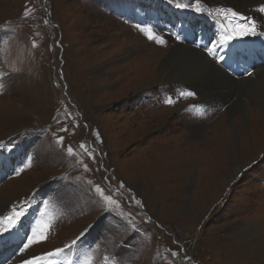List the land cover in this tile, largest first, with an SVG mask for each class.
I'll use <instances>...</instances> for the list:
<instances>
[{"label": "rangeland", "instance_id": "1", "mask_svg": "<svg viewBox=\"0 0 264 264\" xmlns=\"http://www.w3.org/2000/svg\"><path fill=\"white\" fill-rule=\"evenodd\" d=\"M142 1L0 0V144L28 156L0 186V217L30 197L32 228L51 223L26 260L68 251L75 240L91 246L86 264H264L263 123L256 120L263 131L254 134L245 105L243 114L221 116V100L205 107L162 68L179 42L193 48L175 38L182 25L192 38L209 33L218 42L221 24L255 17L227 0ZM176 10H189V21ZM156 11L153 30L164 44L149 41L133 18ZM118 40L140 47L117 50Z\"/></svg>", "mask_w": 264, "mask_h": 264}, {"label": "bare ground", "instance_id": "2", "mask_svg": "<svg viewBox=\"0 0 264 264\" xmlns=\"http://www.w3.org/2000/svg\"><path fill=\"white\" fill-rule=\"evenodd\" d=\"M227 2L246 5L248 8L247 13L255 17L254 21L258 25V30L264 31V16L261 14V12L255 11L254 13L252 10L254 7H256V5L261 6L262 4L264 6V0H227ZM189 26L190 25H182L185 31L183 34L190 33ZM178 32H180V30H178ZM218 32L220 33L219 37L221 38L223 32L219 28ZM195 34L196 33H194V36ZM198 34L200 33L198 32ZM136 37L138 36L136 35ZM200 41H204L202 36L200 37ZM114 43V46L116 47L115 49L117 50L125 49L124 47H126L127 44L130 46L128 49H132L136 46L140 47L138 41L136 40H124V43L126 44H123L121 40L115 41ZM108 54H110V52ZM162 68L168 69V72H170V77H175L173 78L174 81H178L183 84H189L191 88L202 97L205 107L211 108L210 103L221 100L223 105H226L227 107L225 113H223L221 116H225L226 114L229 115L230 113L243 114V105H245V111L247 110L250 115L249 121L252 123L254 134H258L260 131H263L262 129L256 130L255 126L257 125V119L259 122H262L264 126V67L256 69L254 73L250 74V76H247L246 78L234 80L228 74H226L222 70V67H220L212 59V57H209L202 48L197 49L194 47L190 48L188 45H175L169 49L168 54L162 62ZM190 128L191 126L188 129ZM192 131H194V135L202 133L197 131L196 128H193ZM3 210L4 207H1L0 212ZM24 260H26V258H20L21 262Z\"/></svg>", "mask_w": 264, "mask_h": 264}, {"label": "snow or ice", "instance_id": "3", "mask_svg": "<svg viewBox=\"0 0 264 264\" xmlns=\"http://www.w3.org/2000/svg\"><path fill=\"white\" fill-rule=\"evenodd\" d=\"M171 2V0H169ZM177 7H182V5L177 4ZM259 11L261 13H264V6H261ZM228 12L231 13V16L233 18L237 17V13L228 10ZM27 15V13H26ZM245 20L243 24H236V25H229L225 27L223 24L220 25V28L222 29L223 35L221 36L220 40L217 42L215 40L211 41L210 45L205 48V51L208 53L210 57L217 63H226L228 59L227 50L228 46L231 44L233 40L236 39H242L246 37H264V31L258 30L257 23L252 19L242 18ZM137 28L140 32H142L149 41H155L157 44H164L165 40L159 36L154 30L152 26H141L137 25ZM176 38L179 40L181 37L179 35L176 36ZM35 46V45H34ZM0 75H4V73H0ZM250 75V74H249ZM2 87V85H0ZM188 95H192V93H188ZM173 101L171 99L167 100L166 103H172ZM65 130L66 129H62ZM62 142V138L60 141ZM81 149H85V145H80ZM69 155H74L73 149L69 147L67 149ZM91 157V153H87ZM85 171H87V165H84ZM96 192H98L101 197L106 200L109 203H116V201L110 197L105 196L103 193V190L99 188V186L96 187ZM136 203H139L137 201ZM25 215L23 210H14L12 215L4 216L3 218H0V236H2L4 233H10L14 229H16L17 225L19 224L21 218ZM51 228L50 222H41L37 221L36 225L32 228L31 234H26V242L23 244V248L20 249L21 252H24L26 249H28L32 244L40 243L43 240L47 238V233ZM83 235V234H82ZM79 239V238H77ZM77 241H73L72 245H75ZM69 247V246H66ZM64 253V249L58 248L53 251L47 252L42 257H36L33 256L32 259L24 260L23 264H40L41 260L47 261V264H57V261L55 259H52L54 257L62 256ZM90 264V262H88ZM103 264H116L114 258L112 257H105Z\"/></svg>", "mask_w": 264, "mask_h": 264}, {"label": "flooded vegetation", "instance_id": "4", "mask_svg": "<svg viewBox=\"0 0 264 264\" xmlns=\"http://www.w3.org/2000/svg\"><path fill=\"white\" fill-rule=\"evenodd\" d=\"M130 1H131V0H130ZM130 1H129V2H130ZM136 1H137V0H136ZM129 2H127V0H125V2H124L123 4H127V3H129Z\"/></svg>", "mask_w": 264, "mask_h": 264}, {"label": "clouds", "instance_id": "5", "mask_svg": "<svg viewBox=\"0 0 264 264\" xmlns=\"http://www.w3.org/2000/svg\"><path fill=\"white\" fill-rule=\"evenodd\" d=\"M169 255V254H168Z\"/></svg>", "mask_w": 264, "mask_h": 264}]
</instances>
